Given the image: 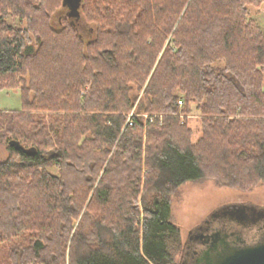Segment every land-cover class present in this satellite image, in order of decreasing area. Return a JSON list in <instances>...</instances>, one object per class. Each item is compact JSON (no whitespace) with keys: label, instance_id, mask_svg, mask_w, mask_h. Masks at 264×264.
Instances as JSON below:
<instances>
[{"label":"trees","instance_id":"16d2710c","mask_svg":"<svg viewBox=\"0 0 264 264\" xmlns=\"http://www.w3.org/2000/svg\"><path fill=\"white\" fill-rule=\"evenodd\" d=\"M262 3L0 0L7 264H179L181 185L264 183Z\"/></svg>","mask_w":264,"mask_h":264},{"label":"rangeland","instance_id":"374dc122","mask_svg":"<svg viewBox=\"0 0 264 264\" xmlns=\"http://www.w3.org/2000/svg\"><path fill=\"white\" fill-rule=\"evenodd\" d=\"M247 9V20L253 18L264 32V3L258 8L248 7ZM56 18L53 21L55 27L58 25ZM6 22L13 26H20L16 18H7ZM81 30L84 36L88 35L89 30L85 31L83 28ZM192 108V115L187 117L186 124L191 131V140L195 142L200 135V123L197 120L199 118L197 112L194 107ZM21 109L22 99L18 90H0V110L19 111ZM147 116L143 115L144 118ZM9 155L7 144L4 141L0 142V162L6 161ZM50 171L56 172L52 168ZM218 207L221 208L219 214L235 222L242 229L251 231L258 228L264 218V183H258L247 189L219 187L210 179L181 185L171 197V214L172 222L179 227L180 240L183 245L193 229L197 228ZM16 242L12 240L0 243V264H7L9 251ZM65 264H69L68 259Z\"/></svg>","mask_w":264,"mask_h":264},{"label":"water","instance_id":"95a60500","mask_svg":"<svg viewBox=\"0 0 264 264\" xmlns=\"http://www.w3.org/2000/svg\"><path fill=\"white\" fill-rule=\"evenodd\" d=\"M71 1L74 8L77 0ZM8 145L20 147L13 141ZM221 208L188 235L179 264H264V218L258 228L246 231L219 214Z\"/></svg>","mask_w":264,"mask_h":264}]
</instances>
